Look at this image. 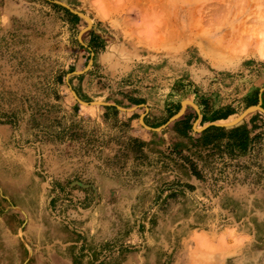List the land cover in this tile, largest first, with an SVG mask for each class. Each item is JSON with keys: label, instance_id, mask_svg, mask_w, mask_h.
I'll list each match as a JSON object with an SVG mask.
<instances>
[{"label": "rangeland", "instance_id": "rangeland-1", "mask_svg": "<svg viewBox=\"0 0 264 264\" xmlns=\"http://www.w3.org/2000/svg\"><path fill=\"white\" fill-rule=\"evenodd\" d=\"M263 26L264 0H0V264H264Z\"/></svg>", "mask_w": 264, "mask_h": 264}, {"label": "water", "instance_id": "water-1", "mask_svg": "<svg viewBox=\"0 0 264 264\" xmlns=\"http://www.w3.org/2000/svg\"><path fill=\"white\" fill-rule=\"evenodd\" d=\"M61 4H63V5L66 6V7H69L66 3L61 2ZM69 8H70V7H69ZM71 10H72V9H71ZM256 109H261V102L259 103V105L254 106V107L250 108L249 110H256ZM241 119H242V117H241V118H238V119H236V120H234V121H232V122L225 123V124H219V125H220V126H230V125H234V124L238 123Z\"/></svg>", "mask_w": 264, "mask_h": 264}, {"label": "bare ground", "instance_id": "bare-ground-1", "mask_svg": "<svg viewBox=\"0 0 264 264\" xmlns=\"http://www.w3.org/2000/svg\"><path fill=\"white\" fill-rule=\"evenodd\" d=\"M253 24H254V22H253ZM254 26H255V24H254ZM260 26H261V25H259V27H260ZM263 27H264V26H263ZM261 32H262V31H261ZM245 35H246V34H245ZM249 35H250V34H249ZM258 35H260V33H258ZM248 37L251 38V36H248ZM260 37H261V38H260ZM260 37H259L260 39H259V38H258V39H259V40L262 39V40L259 41V45H260V43H261V46H262L263 50H262V48H261L259 45H258V46H259L260 48H258V46H256V47H257L256 49H261L262 52H261V50H260L259 53L261 52V56H263V55H264V39L262 38V36H260ZM252 38H253V37H252ZM251 40H252V39H251ZM251 40H250V42H252ZM248 42H249V41H247L246 43H248ZM249 46H250V44H249ZM254 47H255V46H254ZM254 47H253V48H254ZM253 50H254V49H253ZM255 51H256V50H255ZM257 54H258V53H257Z\"/></svg>", "mask_w": 264, "mask_h": 264}, {"label": "trees", "instance_id": "trees-1", "mask_svg": "<svg viewBox=\"0 0 264 264\" xmlns=\"http://www.w3.org/2000/svg\"><path fill=\"white\" fill-rule=\"evenodd\" d=\"M210 128H215V129H218V130L221 129V127H217V126H212ZM239 131H240V129L236 130V133H238ZM243 146H245V141L244 140H243V143H242V147ZM194 172H196L195 174L197 175L198 172L196 170H194Z\"/></svg>", "mask_w": 264, "mask_h": 264}]
</instances>
